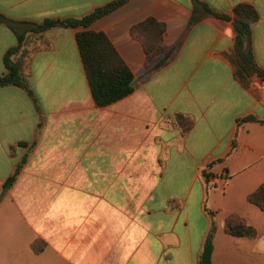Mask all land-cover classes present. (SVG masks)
I'll return each instance as SVG.
<instances>
[{
  "label": "crops",
  "instance_id": "crops-1",
  "mask_svg": "<svg viewBox=\"0 0 264 264\" xmlns=\"http://www.w3.org/2000/svg\"><path fill=\"white\" fill-rule=\"evenodd\" d=\"M112 1L0 0V13L24 32L26 22L81 18ZM201 1L226 15L239 3L257 9L251 45L264 69V0ZM194 16L192 0H128L89 28L27 34L25 74L40 110L25 90L0 87V195L28 153L0 200V264H199L213 226V264H264V212L248 201L264 183V127L237 124L264 120V82L255 76L247 90L235 80L232 20ZM150 18L165 32L147 53L132 29ZM86 29L105 33L135 76L134 92L105 107L94 102L76 41ZM17 44L0 23V75ZM177 114L194 120L187 135ZM182 177L189 183L178 196ZM232 214L257 237L227 234Z\"/></svg>",
  "mask_w": 264,
  "mask_h": 264
},
{
  "label": "trees",
  "instance_id": "trees-1",
  "mask_svg": "<svg viewBox=\"0 0 264 264\" xmlns=\"http://www.w3.org/2000/svg\"><path fill=\"white\" fill-rule=\"evenodd\" d=\"M128 0H114L102 7L95 9L81 18H46L41 22H26L29 27L24 32L16 31L13 22L0 13V23L7 24L16 33L18 44L10 48L4 55L6 72L0 75V87L15 86L25 90L33 100L37 110H40L38 99L26 78L28 60L33 51L25 48L24 43L28 33L39 34L54 28H89L100 18L112 13L123 6ZM194 4V21L202 15H213L220 19L232 20L235 31L234 48L226 57L232 65L233 76L242 88L251 90L252 80L255 76L264 82V69L261 68L255 59L252 49V28L259 20V12L250 3H239L233 10V15L221 14L213 10L201 0H192ZM165 32V24L150 18L147 21L135 26L132 34L139 39L147 53L157 49L158 43L162 40ZM77 45L85 68L86 76L91 88L93 99L98 107L111 105L132 94L135 90V76L123 57L115 48L108 36L103 32L83 30L76 35ZM257 95L256 91H252ZM248 123H259L264 127V120L254 115H248L237 121L238 126ZM176 125L181 129L182 135H187L194 127V120L187 115L177 114ZM26 143H19V146H26ZM238 149L236 137L232 140L231 152ZM12 152L14 148H11ZM27 158L17 164L15 173L11 175L3 185L2 195L10 190L23 169ZM211 166V165H210ZM204 182L210 186V175L203 173ZM248 201L264 212V183L248 195ZM216 227L213 226L208 233L203 251L199 257V264H213L214 236ZM225 232L234 237H245L254 239L257 237V230L247 220L237 214L229 215L225 221ZM33 250L41 253L45 245L42 241L33 243Z\"/></svg>",
  "mask_w": 264,
  "mask_h": 264
},
{
  "label": "rangeland",
  "instance_id": "rangeland-1",
  "mask_svg": "<svg viewBox=\"0 0 264 264\" xmlns=\"http://www.w3.org/2000/svg\"><path fill=\"white\" fill-rule=\"evenodd\" d=\"M252 82H253V81H252ZM251 85H252V84H251ZM223 131H224V130H222V132H223ZM220 137H221V135H220ZM213 145H215V142L213 143ZM222 149H223V145H220V147H219L217 153L220 152ZM11 153L14 155V151H13V152L11 151ZM20 154H21V153H20ZM24 157H26L27 160H26V163L24 164L23 168L25 167L26 164L28 165V153H27V155L25 154V155L21 158V160L18 162V164L23 160ZM16 166H17V165H16ZM202 177H203V179H204L203 174H202ZM188 183H189V177H182V178L180 179V182H179V184H180L181 187L178 188V190L176 191L175 195L181 196L182 193H185V188H184V186L187 185ZM54 194H55V193H54Z\"/></svg>",
  "mask_w": 264,
  "mask_h": 264
},
{
  "label": "built area",
  "instance_id": "built-area-1",
  "mask_svg": "<svg viewBox=\"0 0 264 264\" xmlns=\"http://www.w3.org/2000/svg\"><path fill=\"white\" fill-rule=\"evenodd\" d=\"M220 179H221L223 185H226V184H227L228 176H226V175H222V176L220 177Z\"/></svg>",
  "mask_w": 264,
  "mask_h": 264
}]
</instances>
